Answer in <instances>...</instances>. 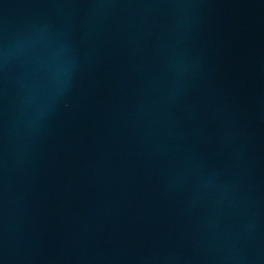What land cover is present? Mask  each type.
<instances>
[{"label":"water","instance_id":"1","mask_svg":"<svg viewBox=\"0 0 264 264\" xmlns=\"http://www.w3.org/2000/svg\"><path fill=\"white\" fill-rule=\"evenodd\" d=\"M0 264H264V0H0Z\"/></svg>","mask_w":264,"mask_h":264}]
</instances>
